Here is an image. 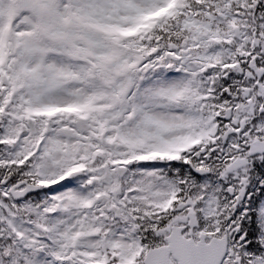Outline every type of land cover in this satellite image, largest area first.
<instances>
[{"label":"snow or ice","instance_id":"1","mask_svg":"<svg viewBox=\"0 0 264 264\" xmlns=\"http://www.w3.org/2000/svg\"><path fill=\"white\" fill-rule=\"evenodd\" d=\"M0 264H264V0H0Z\"/></svg>","mask_w":264,"mask_h":264}]
</instances>
